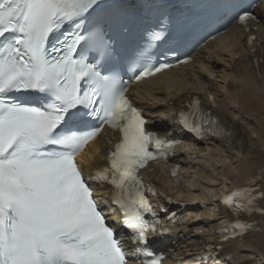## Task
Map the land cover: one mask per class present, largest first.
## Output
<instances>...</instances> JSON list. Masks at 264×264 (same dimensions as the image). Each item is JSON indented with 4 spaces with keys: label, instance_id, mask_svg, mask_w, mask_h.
Instances as JSON below:
<instances>
[{
    "label": "snow or ice",
    "instance_id": "6c2138e0",
    "mask_svg": "<svg viewBox=\"0 0 264 264\" xmlns=\"http://www.w3.org/2000/svg\"><path fill=\"white\" fill-rule=\"evenodd\" d=\"M105 19L102 0H0V264H162L148 247L159 216L145 192L155 193L138 173L179 141L149 130L128 92L133 79L173 65L158 59L162 32L154 28L127 70L118 67ZM232 20L247 30L256 17L236 6ZM187 109L174 120L181 130L197 139L227 135L199 99ZM105 126L119 139L97 158L106 166L86 174L77 158ZM106 184L107 202L94 195ZM259 199L264 193L252 188L222 199L238 217L218 229L224 239L254 230L239 217L264 214ZM109 214L118 216L114 224Z\"/></svg>",
    "mask_w": 264,
    "mask_h": 264
},
{
    "label": "bare ground",
    "instance_id": "6f19581e",
    "mask_svg": "<svg viewBox=\"0 0 264 264\" xmlns=\"http://www.w3.org/2000/svg\"><path fill=\"white\" fill-rule=\"evenodd\" d=\"M253 13L258 20H250L247 30L241 25L234 31L226 32L223 37L198 50L200 60L194 54L187 59L182 69L177 68L148 81L145 91H142V106L157 120L162 119L167 123L170 115L182 103L197 97L196 93L209 95L220 108L217 110L220 122L231 134L227 141H222L226 143L221 146L226 144L234 147L210 148L204 143L209 158L199 155L196 160L194 154V158L187 159H191L188 174L192 175V179H181L180 185H189L193 189L187 191L191 198L187 200L190 202L187 215H190L191 220L179 229V234L173 235L174 245L171 246L170 258L174 257L175 264H209V261L210 264H264V214L257 212L239 217L253 225L254 230L245 235L224 239L218 231L221 226L229 225L238 218L218 202L222 196L241 188L255 189V194L264 193V150H261V147L264 148V0L258 3ZM250 36L255 37V41L246 44ZM203 52L205 55L202 57L200 53ZM224 56L229 59L231 71L221 77L222 85L217 84L222 92L220 99L211 78L205 74L212 76L214 72L208 67L218 68L219 62L226 61ZM167 128L165 124L164 129ZM215 149L218 153H215ZM224 153L228 155L223 158ZM180 160L185 162L184 158ZM236 162L239 163V169L233 166ZM211 168H222L220 171L215 170L221 180L218 191L211 190L214 187ZM208 176L211 181L204 180ZM256 204L258 208L264 209V199L257 200ZM178 212L184 213L182 210ZM180 217L182 220L186 216ZM210 230L213 232L208 236L205 231L208 233ZM254 257L259 259L253 260Z\"/></svg>",
    "mask_w": 264,
    "mask_h": 264
},
{
    "label": "rangeland",
    "instance_id": "374dc122",
    "mask_svg": "<svg viewBox=\"0 0 264 264\" xmlns=\"http://www.w3.org/2000/svg\"><path fill=\"white\" fill-rule=\"evenodd\" d=\"M203 47V46H202ZM201 48V47H200ZM199 50V48L195 51V52H200V51H198ZM198 53H197V56H198ZM201 54V56L203 57L204 55H205V52H203V53H200ZM225 57V59L227 58V56H224ZM198 59L200 60V58L198 57ZM217 58L215 57L214 58V60H216ZM229 63V59L227 58L226 59V61L225 62H219V67L218 68H214V69H211V67L209 68L208 67V69H210V71H212V72H214L213 73V75L212 76H209V74H205V75H207L209 78H211V81H212V86H214L215 88V90H216V93L219 95V98L221 99L222 98V92H220L219 91V88L217 87V84L220 86V85H222L223 84V81H222V76L223 75H225V74H229L230 73V71H231V68H230V65L228 64ZM208 66V65H207ZM199 69V68H198ZM226 70V71H225ZM230 80V77H228V81ZM253 136V135H252ZM251 136V137H252ZM254 136L256 137V140H258L259 138L257 137V135L256 134H254ZM253 138V137H252ZM255 139V138H254ZM263 145V144H262ZM220 148H224V147H220ZM261 150H264V148L263 147H261ZM228 155V153H224L223 155H222V157L224 158V157H226ZM216 157V156H215ZM217 158V157H216ZM218 159V158H217ZM217 161V160H216ZM217 165H218V161H217ZM234 167H236L237 169H239V163L238 162H236L234 165H233ZM219 167V166H218ZM222 168H217V169H213V168H211L210 170H211V172H210V176H213L214 177V180H216V181H214L213 180V182H212V185L214 186V187H212L211 188V190L213 191V190H219V188H221V185L219 184L220 183V179H218L219 177H218V175H216L215 173H217L215 170H217V171H220ZM196 176V175H195ZM210 176H208V177H206V179H204V180H209V181H211V177ZM217 177V178H216ZM213 179V178H212ZM218 182V183H217ZM182 185V184H181ZM180 183H178L177 184V188H180ZM221 192V191H220ZM208 193V192H207ZM210 193V192H209ZM208 193V194H209ZM186 195H188L187 194V192L185 193ZM213 206H211V208H212ZM219 216H221V214L219 215ZM260 257V256H259ZM259 257H254V258H252L253 260H258L259 259ZM258 258V259H257ZM229 259V258H228ZM209 264L211 263L210 261L208 262ZM263 263V262H262ZM261 263V264H262Z\"/></svg>",
    "mask_w": 264,
    "mask_h": 264
}]
</instances>
